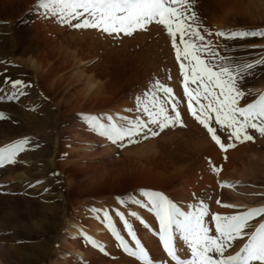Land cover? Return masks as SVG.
<instances>
[{"label":"rangeland","instance_id":"1","mask_svg":"<svg viewBox=\"0 0 264 264\" xmlns=\"http://www.w3.org/2000/svg\"><path fill=\"white\" fill-rule=\"evenodd\" d=\"M191 3L205 42L220 56L230 57L233 64L264 58V37L229 40L216 35L221 30L264 29V0ZM38 4L0 0V96L12 91L8 81L27 85L17 99H0V112L6 116L0 120V147L30 141L15 163L0 168L2 264H141L107 229L105 210L130 247L134 243L116 212L129 219L154 264H175L159 240L155 215L130 201L118 203L133 194L140 198L141 190L161 192L185 211L204 200L210 235L215 234L211 214L264 206V137L249 129L255 142L233 140L235 148L221 151L188 111L180 63L163 26L152 23L131 36H109L61 24ZM249 72L240 85L245 93L241 107L264 95V65ZM156 81L173 89L174 99L165 107L174 117L175 104L183 127L170 126L156 137H137V143L119 148L83 119L104 115L146 120L136 98ZM195 87L189 85L190 90ZM158 95L163 99L162 92ZM215 127L222 143H228L229 131ZM213 166L222 169L219 175ZM224 182L236 187L221 188ZM217 199L239 207H221ZM261 222L264 216L246 231L251 234ZM72 232L77 236L70 237ZM246 240L234 241L225 255H235ZM177 246L178 255L190 258L185 244L177 241Z\"/></svg>","mask_w":264,"mask_h":264},{"label":"snow or ice","instance_id":"2","mask_svg":"<svg viewBox=\"0 0 264 264\" xmlns=\"http://www.w3.org/2000/svg\"><path fill=\"white\" fill-rule=\"evenodd\" d=\"M38 7L44 9L46 14L57 17L61 24H68L76 29H96L109 36H131L137 30H145L152 23L163 26L171 38L176 59L180 63L188 111L207 130L221 151L226 153L235 148L236 143L255 142V137L249 134V129L264 137V95L244 107L240 106V100L245 95L240 87L241 82L245 75L251 74L250 69L264 65V58L254 63L233 64L230 57L220 56L214 47L205 42V37L200 32L199 18L192 11L191 0H39ZM73 20L77 23L72 24ZM216 35L229 40L237 37H264V29L221 30ZM8 83L12 91L7 96H0V99L14 100L24 94L23 90L27 85L23 81ZM190 84L196 87L190 90ZM161 92L164 94L163 99L158 95ZM172 93V88L156 81L142 97L136 98V107L147 117L146 120L140 117L128 119L104 115H88L83 119L94 132L107 138L117 147L124 148L137 143V137L148 139L156 137L170 126H184L175 104L172 107L174 117L169 115L165 107L166 102L172 103ZM193 101L197 106L195 108ZM4 119L5 114L0 112V120ZM150 125L158 130H153ZM215 125L229 131L228 143H222ZM233 140L236 143L231 142ZM29 143L25 138L0 147V168L15 163L17 155L23 152ZM221 170L213 166L217 175ZM220 187L235 188L236 185L224 182ZM138 196L140 198L135 194L130 195L127 200L118 198V203L125 205L130 201L139 207L147 208L155 215L159 224V240L167 256L175 264H264V222L259 223L251 234L246 231L251 227L252 221L264 216V206L248 208L232 215L211 214V220L215 223V234L210 235L211 230L205 221V217L209 215V207L204 200L189 205V210L185 211L158 191L141 190ZM216 203L225 208L239 207L222 204L219 199ZM115 215L123 223L134 248L130 247L117 231L108 211H103L102 218L124 252L141 264H154L148 251L137 238L129 219L125 218L122 212H116ZM128 215L140 220L136 212H130ZM245 237L246 243L235 255H225L234 241ZM88 239L90 243H95L90 237ZM177 241L187 246L190 258L178 255L180 249ZM96 246L100 247L99 244Z\"/></svg>","mask_w":264,"mask_h":264},{"label":"bare ground","instance_id":"3","mask_svg":"<svg viewBox=\"0 0 264 264\" xmlns=\"http://www.w3.org/2000/svg\"><path fill=\"white\" fill-rule=\"evenodd\" d=\"M6 127L9 128V127L7 126V124H6ZM10 131H11V129H10ZM87 138H88V137H87ZM75 236H77V233H75V232H72V234H70V237H75ZM0 264H2L1 260H0Z\"/></svg>","mask_w":264,"mask_h":264}]
</instances>
